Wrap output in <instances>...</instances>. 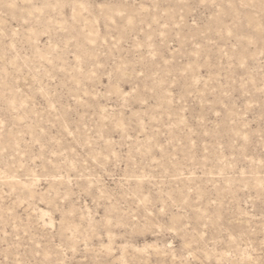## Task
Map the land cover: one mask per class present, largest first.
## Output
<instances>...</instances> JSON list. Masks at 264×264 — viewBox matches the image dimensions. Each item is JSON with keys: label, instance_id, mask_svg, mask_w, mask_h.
I'll use <instances>...</instances> for the list:
<instances>
[{"label": "rangeland", "instance_id": "rangeland-1", "mask_svg": "<svg viewBox=\"0 0 264 264\" xmlns=\"http://www.w3.org/2000/svg\"><path fill=\"white\" fill-rule=\"evenodd\" d=\"M0 143V264H264V0H0Z\"/></svg>", "mask_w": 264, "mask_h": 264}, {"label": "bare ground", "instance_id": "bare-ground-1", "mask_svg": "<svg viewBox=\"0 0 264 264\" xmlns=\"http://www.w3.org/2000/svg\"><path fill=\"white\" fill-rule=\"evenodd\" d=\"M34 33H35V32H34ZM31 35H32V34H31ZM32 37H33V35H32ZM1 95H3V94H1ZM3 96H4V95H3ZM10 105H11L10 107H14L13 102H11ZM16 106H17V105H16ZM16 106H15V107H16ZM13 110H14V108H13ZM8 137H9V136H8ZM9 140H10V139H9ZM8 143H9V141H8ZM0 144H1V143H0ZM6 144H7V143H6ZM9 144H10V143H9ZM9 144H8V145H9ZM14 145H15V144H14ZM7 179H8V178H7ZM0 180H1V179H0ZM8 180H9V179H8Z\"/></svg>", "mask_w": 264, "mask_h": 264}]
</instances>
